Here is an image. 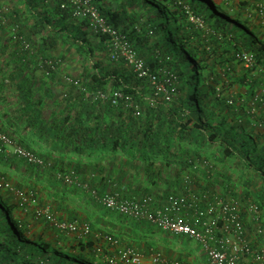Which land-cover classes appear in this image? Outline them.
<instances>
[{
    "label": "trees",
    "instance_id": "1",
    "mask_svg": "<svg viewBox=\"0 0 264 264\" xmlns=\"http://www.w3.org/2000/svg\"><path fill=\"white\" fill-rule=\"evenodd\" d=\"M42 1L26 0L37 11V24L50 38L56 35L52 41L62 39L81 58L79 83L71 82L77 88L72 98L80 100L85 112L47 119L33 94H21L23 104L36 109L23 112L35 116L28 120L34 128L29 134L10 122L7 113L0 114V129L45 161L30 163L0 141V264H108L99 261L91 233L69 234L37 215V209L48 206L58 220L80 223L82 215L69 204L75 200L86 214L81 222L93 225L98 212L120 214L99 201L108 192L158 201L171 193L198 194L201 200L210 195L205 199L211 201L235 198L247 239L264 248L257 232L264 228L261 12L255 7L258 19L245 21L242 6L231 1L121 0L124 10L130 8L133 23L123 26L124 20L103 12L93 0L143 60L147 74L140 75L124 56H113L108 35L96 32L89 19L73 16L71 6L62 8L63 0H49L41 11ZM223 9L242 25L219 11ZM11 28L8 37L22 51ZM32 50L23 49L20 64L31 63ZM245 53L253 54L249 65ZM46 55V60L59 61L51 52ZM116 89L130 94L131 103L113 104L109 97L91 95ZM64 96L71 101L70 95ZM14 174L20 175L16 187L10 183ZM66 174L76 181L66 182ZM138 177L144 182L139 179L135 188L121 192L125 180ZM251 203L257 204V214L250 211ZM60 211L68 214L58 215ZM35 222L44 227L37 229Z\"/></svg>",
    "mask_w": 264,
    "mask_h": 264
},
{
    "label": "crops",
    "instance_id": "2",
    "mask_svg": "<svg viewBox=\"0 0 264 264\" xmlns=\"http://www.w3.org/2000/svg\"><path fill=\"white\" fill-rule=\"evenodd\" d=\"M48 1H42L39 8L41 11L48 7ZM224 1H231L233 4L239 3L244 11L245 21H256L258 15L255 14V7L258 9V5L264 3V0ZM97 2L103 12L113 14L120 21L124 20L123 26L132 23L129 17L130 8L124 10L121 0H97ZM0 3L8 9V25L12 27L19 25L18 28L34 45L30 52L31 63L20 64L18 59L22 56L23 49L21 51L13 41H10L7 33L8 25L0 26V97H7V100L0 99V114L7 113L10 122H15L16 126L25 127L24 133L29 134V131H34V128L29 127L28 120L33 119L34 121L35 116H29L23 112L32 113L36 109L30 108L31 106L27 103L24 105V101L20 99L21 94H33L39 104L38 109L43 111L47 119H53L52 114H57L60 117L61 114L69 113L76 117L85 112V106L80 103V100L74 101L72 98V94L77 93V88L70 79L78 80L81 75V72L79 73L81 58L76 53V49L73 48L69 51L67 49L69 46L62 39H57V42L54 43L52 40H55L56 35L53 34L50 38L46 28L43 29L37 24L36 19L33 18V14L37 11L30 8L26 0H0ZM259 16L261 15L259 14ZM262 17H264V13H262ZM194 21L200 22L199 19H194ZM200 24L202 25V23ZM228 26L231 29L235 28L234 25ZM51 41L53 44L50 43ZM48 52H51L53 57L59 58V62H61L55 70H51L45 65ZM21 85L23 87L19 88ZM66 94L71 96V101L64 100ZM139 179H141L140 182H144L142 181L143 177L125 180L121 192L125 193L135 188L137 184H140ZM145 193L147 192L142 193L139 197H143ZM49 202L54 203L53 200ZM113 213L112 211L98 212L92 218L93 225L91 239H89L104 247V251L98 254L99 261L111 264L108 259L116 257L114 264H123L119 260V251L129 247L134 248L140 254L141 264H153L152 257L156 253L162 254L170 261L179 258L189 260L193 264H209L207 255L201 252V249L192 252L181 246L182 243L174 245L169 240L166 241L158 234V228L146 219H133L123 214L112 215ZM29 219L31 220L30 217ZM106 234L115 235L118 243H107Z\"/></svg>",
    "mask_w": 264,
    "mask_h": 264
},
{
    "label": "built area",
    "instance_id": "3",
    "mask_svg": "<svg viewBox=\"0 0 264 264\" xmlns=\"http://www.w3.org/2000/svg\"><path fill=\"white\" fill-rule=\"evenodd\" d=\"M70 6L73 16L79 19H89L96 32L108 35V42L114 57L124 56L134 64L140 75L147 74L143 60L138 57L125 35L108 21L93 0H63L61 3L62 8ZM258 10L264 13V3L258 5ZM7 13L8 9L0 5V26L7 23ZM10 35L13 40L21 43L23 49L32 50L31 42L20 34L17 27L11 28ZM242 57L246 61V65H249L253 54L245 53ZM45 64L51 70H55L59 61L47 59ZM70 81L75 84L79 83L78 80L70 79ZM91 95L94 99L109 97L113 104L120 102L129 104L132 100V96L121 89H116L111 94L96 91ZM0 141L3 142V146L11 147L18 157L26 159L30 163L45 164L42 157L18 144L1 129ZM64 179L66 182L73 183L77 177L66 174ZM5 186H9V184L7 183ZM94 194H96L95 191ZM203 198L205 199L206 196ZM98 199L104 206L120 214L133 219H146L158 229L172 234L186 235L195 240L207 255L209 264H264V248L254 247L247 239L240 217L239 203L235 198H217L212 201L205 199V204H202L199 195L193 193H171L164 200L158 201L153 196L125 198L118 192H108L98 196ZM249 209L256 214L259 212L255 203H251ZM37 215L47 218L60 230L69 234H77L79 237H85L92 231L91 222L60 221L48 206L37 209ZM257 232L264 241V228H258ZM105 240L110 244L118 243L117 237L113 234H106ZM103 251L102 245L96 247L97 254ZM119 260L123 264H141L140 254L134 248L129 247L119 251ZM108 261L114 264L116 257H110ZM152 262L153 264H193L189 260L174 259L170 261L160 253L154 254Z\"/></svg>",
    "mask_w": 264,
    "mask_h": 264
},
{
    "label": "rangeland",
    "instance_id": "4",
    "mask_svg": "<svg viewBox=\"0 0 264 264\" xmlns=\"http://www.w3.org/2000/svg\"><path fill=\"white\" fill-rule=\"evenodd\" d=\"M219 11H221V13H225L226 15H229L231 18H233L235 21H237V22H239L241 25H242V23H241V21H238V17H234V16H232L231 14H229V13H226L225 12V9H223V10H219ZM258 11V10H257ZM261 15H262V13H261ZM261 17V16H260ZM263 19H264V17H263ZM161 85L163 86V88H166V86H164V84L163 83H161ZM237 88H235L233 91H234V93H236V90ZM9 149H12L11 147H9ZM1 170H2V168H1ZM10 171V173H12V170H9ZM14 175H16V174H14ZM19 175H16V176H13L14 177V180H12V182H10L12 185H13V187H16L17 186V184H18V180L20 179L19 177H18ZM216 194H219V193H216ZM207 197H210V195H206ZM214 196V195H213ZM74 202V201H73ZM72 201H69V204L70 205H72V206H70L71 207V210L72 211H74L75 213H80V215H82V216H84V215H86L85 214V212L83 211H81V209H80V205H79V203L78 202H74L73 203ZM68 204V205H69ZM42 206L44 205L43 203L41 204ZM93 208H94V206H93ZM103 208H105V207H103ZM99 209H101V208H97L96 207V209L95 210H99ZM83 210V209H82ZM73 212V213H74ZM56 214V213H55ZM68 214V212L66 213V211H64V212H59V214L58 215H67ZM28 216H30V215H28ZM82 216H81V219L79 220L80 222H81V220H84V218H82ZM33 216L31 215L30 216V218H32ZM38 221H40V220H38ZM34 225H35V227L37 228V229H41L42 227H44V225H40L38 222H35L34 223ZM41 227V228H40ZM157 232H158V234L159 235H161L164 239H166V241H170L172 244H174V245H176L177 243H182V244H180L181 246H183V247H185L186 249H190V251H192V252H195V251H197V250H199V249H201V247L196 243V241L195 240H193V239H191V238H189L188 236H186V235H177V234H172V233H170V232H167V231H164V230H161V229H157ZM70 237H72V235L70 236ZM74 237V236H73ZM72 237V238H73ZM201 252H203L202 251V249H201Z\"/></svg>",
    "mask_w": 264,
    "mask_h": 264
},
{
    "label": "clouds",
    "instance_id": "5",
    "mask_svg": "<svg viewBox=\"0 0 264 264\" xmlns=\"http://www.w3.org/2000/svg\"><path fill=\"white\" fill-rule=\"evenodd\" d=\"M179 259V258H178ZM182 260V259H181Z\"/></svg>",
    "mask_w": 264,
    "mask_h": 264
}]
</instances>
